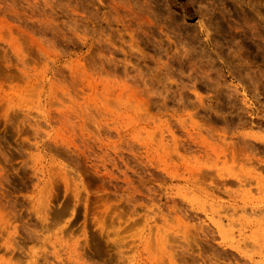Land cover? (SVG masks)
Here are the masks:
<instances>
[{
  "label": "rangeland",
  "instance_id": "obj_1",
  "mask_svg": "<svg viewBox=\"0 0 264 264\" xmlns=\"http://www.w3.org/2000/svg\"><path fill=\"white\" fill-rule=\"evenodd\" d=\"M0 264H264V0H0Z\"/></svg>",
  "mask_w": 264,
  "mask_h": 264
},
{
  "label": "bare ground",
  "instance_id": "obj_2",
  "mask_svg": "<svg viewBox=\"0 0 264 264\" xmlns=\"http://www.w3.org/2000/svg\"><path fill=\"white\" fill-rule=\"evenodd\" d=\"M222 225V224H221Z\"/></svg>",
  "mask_w": 264,
  "mask_h": 264
}]
</instances>
